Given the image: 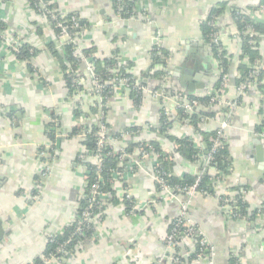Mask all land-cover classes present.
<instances>
[{
    "label": "crops",
    "instance_id": "0c3cea01",
    "mask_svg": "<svg viewBox=\"0 0 264 264\" xmlns=\"http://www.w3.org/2000/svg\"><path fill=\"white\" fill-rule=\"evenodd\" d=\"M52 1L60 11L73 13L85 22L81 35L87 48L95 47L97 58L118 53L122 60L133 64L136 74H141L152 66L151 52L157 47L165 50L169 82L174 91L187 98H193L189 97L187 84L195 77L185 70L189 67L182 61L195 60L196 65L190 68L196 73L220 78L218 60L202 35L201 24L219 3L229 1L228 9L217 19L230 62L228 86L218 91L217 97L221 106L237 102V108L228 118L218 115L202 127L214 131L227 118L224 136L232 172L216 184L214 195L195 197L191 218L215 248L214 264H232L234 256L240 264H264V139L258 131L264 125V96L255 85H250L244 96L238 95L235 78L242 48L240 40L232 36L236 26L231 13L235 7L256 6L261 0H137L132 15L124 8L116 12L113 0ZM254 17L264 21V11ZM0 22L7 26L5 30L11 37L42 51L32 59V71L27 62L18 60L0 42V264H31L45 251L48 237L75 218L86 183L84 167L77 160L83 147L79 137L66 135L84 124L74 110L79 95V100L86 101L91 88L85 79L84 89L70 97L62 65L46 48L52 29L27 0H0ZM260 53L264 65V39ZM180 65L184 69L176 71ZM86 68L82 65L84 75ZM219 82H210L200 97L214 94ZM91 103L89 97L85 103L87 113ZM109 105L107 117L112 133L151 126L149 132L124 137L123 144L158 141L165 152L172 150V143L164 135L152 132L160 124L163 102L159 97L146 95L139 107L130 98L113 97ZM168 106L173 108L171 102ZM180 116L169 134L185 137L191 128ZM50 124L56 133L54 142L48 135ZM135 156H139L137 150ZM153 165L151 159H143L137 171H127L114 184L119 197L129 194L142 204L143 211L128 214L123 206H110L95 237L69 255L64 264H161L166 258L171 264L164 239L184 198L155 201L159 195L152 177ZM173 170L180 176L195 173L199 164L183 161ZM37 183L43 186L41 194L35 189ZM225 195L231 199L241 196L251 212L257 211L255 223L234 218L223 209L220 197ZM193 248L192 243H183L182 255L192 254Z\"/></svg>",
    "mask_w": 264,
    "mask_h": 264
},
{
    "label": "trees",
    "instance_id": "16d2710c",
    "mask_svg": "<svg viewBox=\"0 0 264 264\" xmlns=\"http://www.w3.org/2000/svg\"><path fill=\"white\" fill-rule=\"evenodd\" d=\"M41 0H27L29 6L35 10L36 13L44 14L47 19L50 21L51 29L53 34L59 33V28L57 24L60 20H64L66 25L71 26V17L73 13H66V17L61 19L62 11L59 10L57 3H54L52 0H44L47 3L45 10L40 8ZM137 0H113V5L115 11H119L124 8L126 12L129 11L128 15L134 13V7ZM229 1L221 2L215 7L209 15V18L201 24L202 35L206 40L211 44L212 34L220 31L221 29L216 25L212 26L209 24V21H214L228 9ZM264 0H261L260 3L256 6H248L246 8L235 7L232 9V17L238 35L241 42L242 53L240 56V63L238 66V77L235 78V86L238 87L242 83L248 84L249 90L250 85H255L262 92L264 96V70L259 66V63H262L263 59L260 53V44L264 39V21L258 20L254 16L257 12L263 10ZM54 11L55 14L52 13ZM64 13V12H63ZM56 16V18H54ZM129 17V16H127ZM83 26L85 24L84 21ZM7 26L0 22V29L5 30ZM252 29L254 34L251 35L248 33V29ZM39 33L41 30L38 28ZM83 30V29H82ZM78 30L79 32L82 31ZM77 32L75 28H70V34ZM82 33V32H81ZM212 45V44H211ZM47 50L51 55L56 58L62 65L63 71L65 72V80L67 85V90L70 97L73 96L74 92L81 90L82 86H75L74 88V75L66 74V71L69 68V63L73 62V67L79 66V60L73 58V45L68 44L66 48L61 52L57 49L54 40L46 46ZM87 54H95V47L91 46L84 50ZM212 51L214 57L220 61V69L223 73L229 74V60L227 58V52H219L217 47L212 46ZM42 51L37 47L32 46L29 43H24L19 48V52L16 54V57L20 61L27 62L29 67L32 69V59L38 56ZM117 52V51H116ZM119 54L114 53L111 57L108 58H96L95 61V73L99 82L108 85V80L114 76L121 77L126 75L130 78L129 86L131 90L130 99L133 101L134 105L139 107L141 106V101L143 98L142 94L135 90V76L126 74L121 67L118 66ZM152 66L150 67L149 72H142L144 74V79L147 80L146 87L152 92H158L161 88V84L166 82L168 89L175 92L169 82L170 77L166 80L164 77L168 73V54L165 50L156 48L151 52ZM130 63V62H129ZM129 66H133L132 63ZM115 70V72H113ZM257 70V75L252 76V72ZM116 73V74H115ZM74 79V80H73ZM221 88V80L216 84V89ZM113 94L111 89L107 86L103 92L102 97L111 98ZM264 98V97H263ZM200 102V105L196 107L191 114H183L181 110L177 114L166 115L163 108L160 111V124L159 126L153 127L152 132L156 135H164L171 143L172 150L167 153L165 152L161 144L158 141H151L150 144L154 147L158 157V167L155 169L156 174L163 178L165 184L171 188L172 193H177L179 188L190 187L192 186L197 179H199V190L206 192L207 195L215 194V186L217 182L214 181L212 170L216 169L218 171L217 177L219 180L223 176L230 175L232 172V162L230 161V150L225 136H220L218 129L214 131H206L203 129L202 125L208 121L218 117L220 112L229 113L230 108L228 106H221L220 102L212 103V96H204L197 98ZM218 100V99H217ZM219 101V100H218ZM108 112V108H106ZM89 112L87 115L95 116L98 114L97 104H91L89 106ZM74 114L77 118L83 114L79 109L74 110ZM178 115L183 116V118L188 121V125L191 128V133L185 137H177L169 134V130L173 125V122L176 121ZM99 121V120H96ZM106 122L108 128L110 124L108 123L107 113L106 118L103 119ZM138 128H126L122 133H132L137 132ZM111 130V128H110ZM264 130V125H261L258 128L259 132ZM98 124L95 123L92 126L83 125L74 127L67 135V138L79 137L78 135L85 133V137L81 139V144L83 151L77 156V160L84 167L86 184L84 186L83 194L80 196V199L77 204L76 214L74 220L65 227L62 231L51 235L48 237L47 245L45 251L40 257H37L31 264H44L45 258H54V264H64L69 255L75 254L77 250L83 246L86 242L93 239L96 234V226L93 223L81 222L83 219V212L90 206L91 199V187L94 184H99V193L107 194L105 200V205L102 206V209L106 210L110 206H123L126 213L135 214L134 206L136 205V199L133 197H128L124 194L119 197L114 189V184L116 181L123 179L127 171H137L138 166L133 159L142 161L141 156H135V151L142 145H145V140H140L139 142H130L123 144L122 133H110V137L117 140V145L114 146L109 142H106L105 145L100 148L98 146ZM55 130L50 124V131L48 133L50 139L54 142L56 141ZM194 138L197 139V142L194 141ZM206 146V149L204 148ZM94 152L97 157L101 159V163H97V160H88L87 153ZM122 154L126 156L122 157ZM82 156V158H81ZM209 159V164L205 166V163ZM154 163V160H151ZM183 161L195 164H199L198 172H186L184 175H177L174 173L176 167H179ZM113 170H115L119 177L113 176ZM207 170V172H206ZM206 172V174H204ZM155 182V181H154ZM155 188L157 194L154 199L157 202L163 201V188L160 184L155 182ZM229 199V203L235 208L234 218L246 219L251 225L256 221L257 211L251 212L250 205L244 201L241 196L237 198H230L229 196H221V205L224 204V200ZM94 213L100 211L99 206L93 208ZM106 214L104 213L102 218L105 219ZM177 217V216H176ZM177 228L179 231V236L182 237L180 244L174 247L168 252V257L180 258L181 264H189L197 258V254L200 252V245L187 240V230L182 225H176V218L171 220L168 226V232H171L173 229ZM79 229L83 230V234L79 232ZM192 243L193 245V256L190 258H184L182 256L184 250H182V244ZM166 245V244H165ZM168 258L161 262V264H167ZM232 264H240L238 258L235 256L232 258Z\"/></svg>",
    "mask_w": 264,
    "mask_h": 264
},
{
    "label": "built area",
    "instance_id": "2783aa9c",
    "mask_svg": "<svg viewBox=\"0 0 264 264\" xmlns=\"http://www.w3.org/2000/svg\"><path fill=\"white\" fill-rule=\"evenodd\" d=\"M47 6V3L44 2V0L40 1V8L42 10H45ZM34 12L35 10L32 9ZM263 11H264V7H263ZM36 13V12H35ZM53 14L54 11H52ZM42 17H44L47 20V23L49 25V27H51L50 21L47 19V17L44 14H39L36 13ZM66 13L62 12L61 15V19H64V17H66V15H64ZM54 18H56V16H54ZM71 26L66 25L64 20H60L57 24V27L59 28V33L58 34H53V36L47 40V44L50 42V40H54L56 47L59 51L64 52L63 50L66 48V46L68 44L73 45L74 47V51H73V58L79 60L80 65L77 67L75 66V68L73 67V62L69 63V68L66 71V74H73L74 75V88H76L75 86H82L83 88L81 90L84 89V83H85V79L90 81V88L91 90H89V97L91 99V104H97L98 106V114L95 116H91V115H87L86 110H85V103L88 99L85 101L82 99L79 100L80 96L78 97L77 103L78 106H75V109H79L83 112V114L80 116V118H82V120H84V124L83 125H89L92 126L95 123L98 124V146L100 148H102L106 142L111 143L112 145L116 146L117 145V140L113 139L110 137V133L111 130L110 128H108V126L106 125V122L103 121L104 118H106V113L107 110L106 108H109V104L112 100L113 97H122V98H130V94H131V90L130 88H128L129 86V82H130V78L126 77V75H122L121 77L118 76H114L112 78H110L108 80V87L111 89V93L113 94V96L111 98H105L102 97V92L103 90L107 87L104 84H102L101 82L98 81L97 77H96V73H95V61L97 56L95 54H87L85 53V49H87L86 47V43H84L81 32H79L78 30L81 29L79 22L82 21L80 19L79 16L77 15H72L71 19ZM217 21H209V24L214 26L216 25ZM75 28L77 30V32H75L74 34H70V28ZM248 33H250L251 35L254 34V31L250 28L247 31ZM232 36L235 39L240 40L239 35H238V31L236 29V31L232 34ZM222 38H223V33L221 31H217L215 33L212 34L211 37V44L212 46L214 45L215 47H217V49L219 50V52H223L224 51V47L222 44ZM0 42L5 43L7 45V49L8 51L15 55L19 52V48L20 46H22L25 42L18 40L15 37H11L10 32L7 30H0ZM156 50H160L159 47L156 48ZM219 65L221 64L220 61H218ZM129 62H125L124 60H122L121 58H119V62H118V66L121 67V69H123L125 71L126 74H131L133 76H135V84H134V89L138 90L143 98L146 95L151 94L153 97H159L160 96V91L162 92L161 95V100L163 102V110L165 112L166 115H170V113L174 110V112H177L179 110H181L183 112V114H191V112L200 105V102L198 101L197 98H187L182 92H173L172 90L168 89V85L166 84V82H164L163 84H161V88L158 92H151L147 87L146 84L143 82V79L140 78L141 74H136L134 71V67L133 66H129ZM82 65L87 66L86 68V73L85 75L82 73ZM221 70V69H220ZM115 72V70L113 71ZM223 71L221 70V73ZM116 74V73H115ZM257 75V70H254L252 72V76H256ZM170 77V73L168 72L165 75V79L167 80ZM228 74L223 73L221 75V88L218 90H215L214 94L210 95L212 96V103H216V102H220L218 101V91L223 90L225 88H227L228 86ZM73 79V80H74ZM248 88V84L246 83H242L240 86L237 87V92L238 95L244 96L246 94V90ZM80 90H77L74 92L78 94ZM143 102V99L141 101V104ZM170 102L173 104V108L170 109L168 104H170ZM221 105V104H220ZM222 106H228L230 108L229 113H224V112H220L218 115L220 116H225V117H229L234 110L237 108V102H232V103H225ZM89 107V106H88ZM108 118V117H107ZM227 118L226 120H223L220 123V127L218 129V133L220 136L224 135V131L225 129L228 127V122H227ZM99 120V121H96ZM138 128L137 132H132V133H122V140L124 139V137L128 136V135H139L140 133H142V131H147L149 132L151 130V126L150 125H144L143 127H135ZM259 135L264 139V130L262 132L259 133ZM80 139H83L86 135L85 133L78 135ZM146 141V140H145ZM194 141L197 142V139L194 138ZM151 141H146L145 145L140 146L137 151L139 153V155L141 156V159H151L154 160V165H153V171H152V177L154 179V181L158 184H160L163 188V199H177L180 197H183V201L181 202L180 205V209L178 212V215L176 217V225H182L183 227L186 228V232H187V240H190L198 245H200V252L199 254H197V258L193 261L195 263H206V264H214V257L216 254V250L215 248L212 246V244L210 243V241L208 240L207 236H205V234L202 232V230L200 228H198L193 222H192V218H191V207L192 204L194 202V199L197 195H207L206 192H202L199 190V179L196 180V182L190 186V187H184V188H179L177 193H172L171 188L169 186H167L163 180V178L159 177L156 172L155 169L158 167V157L159 154H157V152L155 151L154 147L150 144ZM126 156L125 154H122V157ZM82 158V156H81ZM88 160H97V163H101V159L99 157H97L95 155L94 152H88L87 153V157ZM141 162L140 160H138L136 163V165L138 167L141 166ZM209 159H207L205 166H207V164H209ZM49 171V169L47 170ZM213 172V178L215 182H220L221 180H219V176L217 177L218 171L216 169L212 170ZM119 177V174L113 170V176ZM47 176V173L44 174V177ZM224 177V176H223ZM85 185H87L85 183ZM35 189L37 190L38 193L41 194V191L43 189V186L41 183H37L35 185ZM99 184H94L91 187V199H90V206L83 212V219L81 222H89V223H93L96 226V230L98 229V227L104 222L105 219L102 218L103 214H106V210L102 209V206L105 205V200L107 198V194L105 193H99ZM127 198L131 197L129 194H126ZM99 206L100 211L98 213H94L92 210L93 208ZM142 204H137L134 206V210L136 212V210H140ZM223 209L229 210V214L232 216H235L234 210H233V206L229 203V199L224 200V204L222 205ZM133 214V213H130ZM79 232L83 234V230L79 229ZM182 237L179 236V231H177V228L173 229L171 232L166 234V237L164 239V242L166 244V250L169 252L170 250H172L174 247H176L178 244H180V240ZM193 253V252H192ZM184 258H190L193 256V254H184L182 255ZM239 262V261H238ZM55 263V259L54 258H45L44 259V264H54ZM240 263V262H239ZM172 264H181L180 262V258H172Z\"/></svg>",
    "mask_w": 264,
    "mask_h": 264
},
{
    "label": "water",
    "instance_id": "95a60500",
    "mask_svg": "<svg viewBox=\"0 0 264 264\" xmlns=\"http://www.w3.org/2000/svg\"><path fill=\"white\" fill-rule=\"evenodd\" d=\"M124 19H125L124 15L121 14V20H124ZM79 25H80L81 30H82L83 29V22L80 21ZM123 31H126V29L124 28ZM211 49H212V45H211ZM182 63L188 65L189 68L185 69V70L191 72L192 75L195 77L193 82L191 81V83L187 84V86L189 88V94H190L189 97L199 98L200 95L204 93L205 89L210 85V82L216 83V82H219L221 80L222 73L220 71L218 72L219 73L218 75H220V78H214V77L211 78V77L204 75L202 73H200V74L196 73L193 69L190 68V67H194L196 65L197 61H195V60L187 59L186 61L185 60L182 61ZM259 66L264 70V65H262V63H259ZM180 69H184V68L180 65L176 68V71H179ZM149 70H150V68H148L146 70V73L149 72ZM176 74L177 73H175V76H178V74L177 75ZM140 78L143 79V82L145 84L147 83V80L144 79V74L141 75ZM181 85L183 87L186 86V84L184 82H182ZM161 95H162V92L160 91L159 100L161 99ZM180 119L183 120L184 118L182 116H180ZM184 121H186V120L184 119ZM187 123H188V121H187ZM204 148L206 149V146H204ZM172 170L173 169L171 168V171ZM206 172H207V170H206ZM206 172L204 174H206ZM142 211L143 210H136V213L142 212ZM0 236L3 237V230H2L1 222H0ZM167 256H168V253L166 254V257Z\"/></svg>",
    "mask_w": 264,
    "mask_h": 264
}]
</instances>
